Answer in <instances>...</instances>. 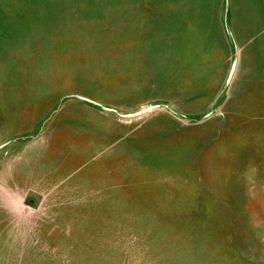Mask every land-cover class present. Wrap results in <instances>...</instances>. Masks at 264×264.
<instances>
[{
	"label": "rangeland",
	"instance_id": "obj_1",
	"mask_svg": "<svg viewBox=\"0 0 264 264\" xmlns=\"http://www.w3.org/2000/svg\"><path fill=\"white\" fill-rule=\"evenodd\" d=\"M0 264H264V0H0Z\"/></svg>",
	"mask_w": 264,
	"mask_h": 264
}]
</instances>
